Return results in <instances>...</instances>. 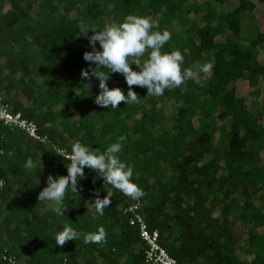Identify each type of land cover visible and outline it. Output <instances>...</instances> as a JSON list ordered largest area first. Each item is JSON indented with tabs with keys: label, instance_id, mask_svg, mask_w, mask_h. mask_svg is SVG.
I'll return each instance as SVG.
<instances>
[{
	"label": "trees",
	"instance_id": "trees-1",
	"mask_svg": "<svg viewBox=\"0 0 264 264\" xmlns=\"http://www.w3.org/2000/svg\"><path fill=\"white\" fill-rule=\"evenodd\" d=\"M188 1L0 0V94L49 140L34 141L0 123V264H8L4 255L14 256L15 264H140L144 246L122 214L130 204L139 205L149 227L159 231L160 244L181 264H264V232L258 231L264 226V94L260 116L232 86L246 80L256 87L264 79V63L258 60L264 32L246 28L253 36H242V14L255 7L251 0H237L224 12L217 6L225 0ZM188 13H202L203 25L186 19ZM127 14L151 16L161 30L168 29L171 40L163 50L179 49L184 67H190L187 58L211 62L212 76L199 74L205 86L190 79L159 98L133 86L140 103L121 102L115 109L97 105L99 81L81 77L90 66L83 53L91 46L79 25L102 30ZM174 22L187 27L176 29ZM225 33L224 41H216ZM109 75V88L127 95L123 75ZM18 93L27 103L17 100ZM251 93L260 95L258 89ZM167 102L175 110L166 115ZM76 140L101 151L120 142L119 158L133 168V182L146 195L132 200L104 187L103 178L85 168L79 193L67 191L64 216L38 202L49 174L67 175L68 161L53 146L71 152ZM29 157L36 163L33 170L24 167ZM97 190L101 199L112 192L102 216L89 202ZM218 204L221 212L214 215ZM65 224L81 233L103 226L107 243L85 244L81 236L60 247L54 230ZM238 224L245 228L244 244Z\"/></svg>",
	"mask_w": 264,
	"mask_h": 264
},
{
	"label": "clouds",
	"instance_id": "clouds-1",
	"mask_svg": "<svg viewBox=\"0 0 264 264\" xmlns=\"http://www.w3.org/2000/svg\"><path fill=\"white\" fill-rule=\"evenodd\" d=\"M89 29L93 33L90 36ZM79 30L81 36L87 38L91 46V51L83 53V59L90 62V66L81 70V77L82 79L95 77L99 81L100 91L94 102L101 107L115 109L121 102L126 105L140 103L141 97L133 91V86L146 88V96L159 98L166 90L180 87L190 79L204 87V81L199 78L200 73L205 78L212 76L214 65L211 62H205L198 69L184 67V55L179 49L164 51L165 44L171 40V32L168 29L161 30L159 22L151 16L127 14L121 22L105 23L102 30L81 22ZM93 63L95 67H91ZM109 73L123 75L128 85L127 95L119 87L109 88L107 84L110 79ZM125 139L124 136L119 137L120 142ZM120 142L113 143L101 151L99 148L76 140L70 145L71 152L57 150L56 154L68 161L65 165L67 175L54 177L49 174L46 187L38 195V202H49L55 214L64 216L67 209L64 205L67 191L70 189L73 194L79 193L78 182L86 178L85 168L95 172L99 178H103L104 187L110 185L132 200H139L146 195L138 184L133 182V168L121 161L117 155L121 150ZM41 156L39 161L42 164ZM24 167L33 170L36 163L29 157ZM3 187L4 181L0 180V189ZM111 196L112 192L108 191L101 199L97 190L94 201L89 202L92 203L96 213L102 216L105 208L111 205ZM81 236L85 244L107 243V232L103 226L88 233H81L70 224H65L62 230H54L55 244L60 247L70 240L80 239ZM6 259L8 264H15L14 257Z\"/></svg>",
	"mask_w": 264,
	"mask_h": 264
},
{
	"label": "rangeland",
	"instance_id": "rangeland-1",
	"mask_svg": "<svg viewBox=\"0 0 264 264\" xmlns=\"http://www.w3.org/2000/svg\"><path fill=\"white\" fill-rule=\"evenodd\" d=\"M197 3H202L204 0H195ZM254 3V9L252 11H246L243 12L242 14V18H243V29H242V36L246 39H250L253 35V33H249L248 30H246V28H252L254 27V29H256L257 31H261L264 32V3H260L257 0H251ZM191 2V0H189L187 3ZM237 4V0H225V2L221 5L217 6V11L218 12H224V11H229L231 9H233L235 7V5ZM76 15L75 12L71 13V16ZM201 16L202 13H198V14H192V13H188L187 15H185L184 17L186 19H189L190 22L195 21L196 23H198L199 25H203V22L201 20ZM174 28L179 29L182 27H187L183 26V24H180L178 22H174L173 23ZM228 34L225 33L222 36H217L216 37V41H224L226 36ZM3 58H1L2 61ZM258 60L260 61V63H264V43L262 44L261 47H259L258 49ZM187 63L190 64V67H193L194 69H198V67L200 66V63H192L190 61L189 58L186 59ZM38 81H42L44 80L43 77H39L37 79ZM232 86L235 89V92L237 94V96H242L246 98V105L249 106L250 108H252L253 110H255L257 107L258 109L256 110V113L258 115H262L261 111H260V105L263 101L262 97L264 94V79H260L258 85L256 87H251L249 85V83L246 80H237L234 84H232ZM255 89H258L260 92V95L257 97L255 96V94H252L251 91H254ZM128 91V89H127ZM15 97L17 98V100L22 101L24 103H27L26 99L24 98V96L20 93L16 94ZM164 112L167 114H171L172 112H174L175 110V106L171 105L170 102H167L165 104L162 105ZM218 113V111L216 112V114ZM215 114V115H216ZM77 118V116H75ZM74 117V118H75ZM195 125L197 126V118L193 119ZM263 123H264V118L262 119ZM221 123L220 120H218L217 118L215 119V124L219 125ZM168 125H171L168 124ZM161 127H157L156 131H159ZM217 135V133H216ZM119 153H117L118 155ZM119 156V155H118ZM262 158L264 159V151L261 153ZM47 203L48 206H52L49 202L45 201ZM221 204H218V207L214 213V215H219L221 212ZM237 227L239 228L240 232L243 234V240L241 241L242 244H244V240L247 237L246 232H245V228L242 227L240 224L237 225ZM258 231L260 233L264 232V226L259 228ZM241 257L248 261L247 259H249L248 256H245L244 254L241 255Z\"/></svg>",
	"mask_w": 264,
	"mask_h": 264
},
{
	"label": "built area",
	"instance_id": "built-area-1",
	"mask_svg": "<svg viewBox=\"0 0 264 264\" xmlns=\"http://www.w3.org/2000/svg\"><path fill=\"white\" fill-rule=\"evenodd\" d=\"M0 123L7 127H16L22 130L29 138L41 143H48L47 136L39 133L35 122L23 117L21 112L12 111V105L5 101L0 94ZM1 145V144H0ZM55 151L65 150L53 146ZM2 151L0 150V153ZM122 214L125 216L127 223L136 227L140 241L144 246L143 258L140 264H181L175 258L169 255L167 250L160 244V234L157 229H152L146 223L138 204H130L122 208ZM6 250H4L5 252ZM3 256L4 259L11 258ZM15 258V257H14ZM8 260V259H7ZM190 264V263H185Z\"/></svg>",
	"mask_w": 264,
	"mask_h": 264
},
{
	"label": "crops",
	"instance_id": "crops-1",
	"mask_svg": "<svg viewBox=\"0 0 264 264\" xmlns=\"http://www.w3.org/2000/svg\"><path fill=\"white\" fill-rule=\"evenodd\" d=\"M248 82V81H247ZM24 103V102H23Z\"/></svg>",
	"mask_w": 264,
	"mask_h": 264
}]
</instances>
